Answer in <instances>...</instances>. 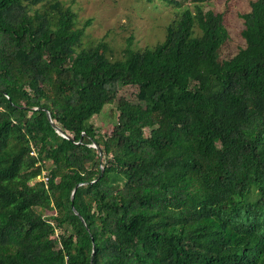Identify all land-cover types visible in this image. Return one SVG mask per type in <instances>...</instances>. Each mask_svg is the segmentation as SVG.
Returning <instances> with one entry per match:
<instances>
[{"label":"trees","instance_id":"1","mask_svg":"<svg viewBox=\"0 0 264 264\" xmlns=\"http://www.w3.org/2000/svg\"><path fill=\"white\" fill-rule=\"evenodd\" d=\"M211 1L112 61L62 1L0 0V264H264V0L225 60Z\"/></svg>","mask_w":264,"mask_h":264},{"label":"rangeland","instance_id":"2","mask_svg":"<svg viewBox=\"0 0 264 264\" xmlns=\"http://www.w3.org/2000/svg\"><path fill=\"white\" fill-rule=\"evenodd\" d=\"M77 15L78 27L90 19L84 47L90 48L100 42L108 46L107 56L112 61L121 60L124 51L131 42L130 48L140 51L161 43L167 27L177 19L185 7L173 4L180 0H60ZM255 0H213L204 4L205 11L222 14L229 38L221 47L220 59L225 60L236 55L245 47L242 37L243 13L251 9ZM126 91V93H133ZM104 133H110L114 123L105 119L99 121ZM50 165V164H48Z\"/></svg>","mask_w":264,"mask_h":264},{"label":"water","instance_id":"3","mask_svg":"<svg viewBox=\"0 0 264 264\" xmlns=\"http://www.w3.org/2000/svg\"><path fill=\"white\" fill-rule=\"evenodd\" d=\"M48 117H49V119H50V115H49V114H48ZM54 127H55V129L57 130V132H58L59 134H61L62 136H64L60 128H58V127L55 126V125H54ZM64 137H66V136H64ZM94 148H98V147H97V146H94ZM73 196H74V195H73ZM72 200H73V198H72ZM74 212H75L76 215L79 216V214L76 212V210H74ZM92 262H93V257H92ZM92 262H91V264H92Z\"/></svg>","mask_w":264,"mask_h":264},{"label":"built area","instance_id":"4","mask_svg":"<svg viewBox=\"0 0 264 264\" xmlns=\"http://www.w3.org/2000/svg\"><path fill=\"white\" fill-rule=\"evenodd\" d=\"M42 180L44 181V183H46V184L48 183L49 178L47 177V175L45 173L43 174Z\"/></svg>","mask_w":264,"mask_h":264}]
</instances>
